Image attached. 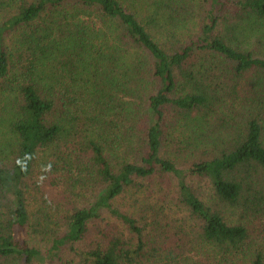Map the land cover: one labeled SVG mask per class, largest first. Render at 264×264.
I'll return each instance as SVG.
<instances>
[{"label":"trees","instance_id":"1","mask_svg":"<svg viewBox=\"0 0 264 264\" xmlns=\"http://www.w3.org/2000/svg\"><path fill=\"white\" fill-rule=\"evenodd\" d=\"M261 50L264 0H0V264H190L177 212L217 264H264L227 216H264Z\"/></svg>","mask_w":264,"mask_h":264},{"label":"rangeland","instance_id":"2","mask_svg":"<svg viewBox=\"0 0 264 264\" xmlns=\"http://www.w3.org/2000/svg\"><path fill=\"white\" fill-rule=\"evenodd\" d=\"M261 55L264 56V51H260ZM228 95L227 90L225 89V91H222L220 93V97H222L224 100H227L226 96ZM227 104L225 106H223V108H230V102L227 100L226 101ZM233 105H238L237 102H234ZM216 113L215 115H211L208 117L209 123L211 125L214 124V122L218 121V118H220L221 116L219 115V111H224L222 110H217V108L215 109ZM179 129V128H178ZM179 131H181V129H179ZM183 133L181 132H175L173 134V138H169L168 144H167V149L168 151L173 155L175 153H181V157L180 159L177 160V162L181 165L184 164V162L189 159L190 157L188 156V151H176L175 150V143L181 139L184 138V136L186 137V135H182ZM188 162H186L187 164ZM39 183V189L45 193V195L47 196V198L50 201H57V200H61L62 201V185L59 184H53L51 182V180H47L45 184H42L41 181L38 179L36 180ZM168 181H166L162 187L165 188H170L171 185H167ZM30 195H31V202H32V208H36L38 207L40 200H39V194L34 191L31 190L30 191ZM172 197H175V194H172ZM161 212V214L167 215V213L174 209V203L171 201V198L169 197L168 192H166L163 200L161 201V203H158L157 206ZM157 213L160 214V212L158 210H156ZM245 211L239 209L237 211H233V212H228L227 216L229 219H231V221H237V219H239L240 221L242 220V222L246 219H248V228L250 230L249 236L251 238V240L255 241V243H257V245L259 246L260 244L264 245V216L259 217H255V216H245L244 214ZM150 213V212H148ZM147 213V214H148ZM153 214V213H152ZM154 215V214H153ZM106 216V215H105ZM104 216V217H105ZM184 216L183 213L177 212L171 215L167 216V222H163L162 224L164 225L163 227H165V229L167 230V241H166V247L167 249L173 251L174 254H179L181 255V257L183 258V260H187L188 263L190 264H217L216 259V255L213 256H209L210 252H208V250L204 251V250H200L199 248H194L193 246H188V244H185L184 242L187 241L186 238L183 237L184 234V230H185V226L184 224H182L181 218ZM239 216H241L239 218ZM246 218V219H244ZM230 221V220H229ZM154 221H152V219L148 218L147 219V224L148 225H154L153 223ZM116 224L118 226V223L115 222L113 219H109L106 220V222L100 223V226L103 227V229H105L106 231H108L109 229H111V227ZM187 225H193V222L191 221H187L186 223ZM185 224V225H186ZM167 225L169 226V228L167 227ZM114 227V226H113ZM190 231H187L186 233L189 235ZM160 233V232H158ZM155 234V233H153ZM190 236V235H189ZM191 237V236H190ZM192 238V237H191ZM39 243L40 241L37 240ZM165 264H172L169 262H165Z\"/></svg>","mask_w":264,"mask_h":264}]
</instances>
